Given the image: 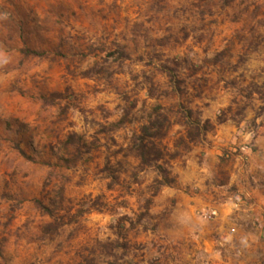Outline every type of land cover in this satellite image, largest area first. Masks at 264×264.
I'll list each match as a JSON object with an SVG mask.
<instances>
[{
  "label": "clouds",
  "instance_id": "obj_1",
  "mask_svg": "<svg viewBox=\"0 0 264 264\" xmlns=\"http://www.w3.org/2000/svg\"><path fill=\"white\" fill-rule=\"evenodd\" d=\"M50 6L39 0L41 21L55 19ZM85 8L107 19L75 24L84 52L75 78L65 60L41 63L22 43L0 41V264L46 256L47 264H253L264 249V197L252 225L234 120L242 104L264 103V0H85ZM117 47L128 55H109ZM184 58L181 94L161 65ZM93 68L105 71L79 75ZM201 77L203 91L193 87ZM66 86L75 98L49 99ZM157 119L159 155L146 161L135 144ZM15 121L29 145L4 127ZM70 134L95 147L77 155Z\"/></svg>",
  "mask_w": 264,
  "mask_h": 264
},
{
  "label": "rangeland",
  "instance_id": "obj_2",
  "mask_svg": "<svg viewBox=\"0 0 264 264\" xmlns=\"http://www.w3.org/2000/svg\"><path fill=\"white\" fill-rule=\"evenodd\" d=\"M49 2L51 5L50 11H53L55 19L41 21L36 11L39 0H0V41L7 42V40H12L22 43L24 45V51L28 54H33V59L41 63L48 61L49 63L58 64L59 61L65 60L67 63L63 66L64 70L75 78L77 73L73 71L72 65L77 56L84 55L83 50L79 47L81 38L75 31V24L83 23L87 15H92L93 17L99 15L101 20H106L107 16L102 14V10L92 11L91 9H86L85 0H54V3L49 0ZM73 5H75V8ZM76 9H79V12H77ZM4 14H7L6 19L3 18ZM131 31L133 32L132 42L138 47L137 36L143 34L141 28L139 25L133 24ZM180 31L183 32L184 30L181 29ZM184 36H187L186 32ZM202 38L203 37H198L197 39ZM151 43L152 42L148 41L146 38V47L151 45ZM133 50H135V48ZM114 54L117 56V59H120L121 57L127 56L128 52L123 47H117L115 53H109V55ZM157 58L159 57L157 56ZM148 62L151 63V59H149ZM181 63L187 64L189 62L187 58H184L182 61L173 60L174 67H169L166 63L162 64L161 67L171 74L177 91L182 94L184 90L180 86L184 81L176 79L177 68ZM194 70L195 69H193V71ZM104 71L103 68H93L88 71L80 72L79 75L81 77H90L94 73L98 75L103 74ZM133 79H135V77H133ZM149 79L148 76H145V80ZM201 81L202 82H194L193 87L203 91V87L207 84V78L201 77ZM153 91L154 90L150 88L149 94H153ZM69 96L75 98L71 87L66 86L63 93L54 92L49 99L53 97L67 99ZM132 106L134 107V101ZM241 113H243V115H241ZM248 113H251V115H248ZM236 114L237 116H241L238 123L234 120L235 127L237 131L240 132V135L237 137V144L233 147L242 153L244 149L250 145L249 141L252 138L264 134V120L261 119V116H264V103L260 105L251 102L242 104L241 107L238 108ZM189 115H191L190 111ZM233 119H235V117H233ZM157 120L163 123V119ZM241 124H243L242 129L240 128ZM13 125H4V127L12 133L11 138L17 145L20 143L29 145L30 134L27 126L19 121L13 122ZM152 129L153 128L148 131V134L154 132ZM71 136L76 139L74 144H79L80 146L77 149V155L85 154L95 147L94 144H85L82 137L70 134L69 138ZM112 142L115 143L114 140ZM105 161L104 171L110 175H114L115 170L107 162V157ZM110 186L111 185H109V187ZM4 195H7V193H4ZM46 231H54V227L50 226ZM48 259L49 257H44L40 264H47ZM25 264H36V261L26 260ZM128 264H131V261H129Z\"/></svg>",
  "mask_w": 264,
  "mask_h": 264
},
{
  "label": "crops",
  "instance_id": "obj_3",
  "mask_svg": "<svg viewBox=\"0 0 264 264\" xmlns=\"http://www.w3.org/2000/svg\"><path fill=\"white\" fill-rule=\"evenodd\" d=\"M229 134L230 130L226 129L225 135ZM249 143L250 145L246 148L248 151L237 155V158L240 159L241 168L240 175L237 176V184L245 192L251 193L247 197L242 196V199H246L254 210L249 213L252 225H258L259 220L255 218L254 212L257 210L260 199L264 197V168L255 167L253 161H255V164L264 165V134L252 138ZM233 163H235L234 160ZM222 165L230 166V160H222ZM249 168H251V171L248 170ZM259 215L264 217V206L259 208ZM211 247L213 252L218 251L217 246L212 245ZM254 256L253 264H264V249L258 250Z\"/></svg>",
  "mask_w": 264,
  "mask_h": 264
},
{
  "label": "trees",
  "instance_id": "obj_4",
  "mask_svg": "<svg viewBox=\"0 0 264 264\" xmlns=\"http://www.w3.org/2000/svg\"><path fill=\"white\" fill-rule=\"evenodd\" d=\"M34 53V52H33ZM163 123L162 122H158V120H155L152 122V124L149 127H145L142 129V135L139 136L137 138L138 143L135 144V147L137 148V151L139 152V154L147 161L151 158H153L154 156H158L159 152L157 151L156 148V144L153 142V137L160 135V131L159 129L162 127ZM151 128H155L156 131H154L151 134H148V131ZM76 141V139L71 136L68 139L69 143H74ZM240 152L238 149H236V153L235 155H239ZM224 161H228V160H224Z\"/></svg>",
  "mask_w": 264,
  "mask_h": 264
}]
</instances>
